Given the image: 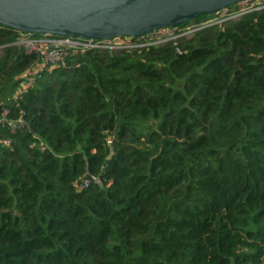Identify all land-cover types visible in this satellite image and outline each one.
I'll list each match as a JSON object with an SVG mask.
<instances>
[{
  "label": "trees",
  "instance_id": "16d2710c",
  "mask_svg": "<svg viewBox=\"0 0 264 264\" xmlns=\"http://www.w3.org/2000/svg\"><path fill=\"white\" fill-rule=\"evenodd\" d=\"M16 34L0 25V108L24 120L0 130V264H264V9L69 53L14 96L34 59Z\"/></svg>",
  "mask_w": 264,
  "mask_h": 264
},
{
  "label": "water",
  "instance_id": "95a60500",
  "mask_svg": "<svg viewBox=\"0 0 264 264\" xmlns=\"http://www.w3.org/2000/svg\"><path fill=\"white\" fill-rule=\"evenodd\" d=\"M237 1L0 0V25L33 34L90 40L138 36L212 14ZM28 130L32 133L29 126Z\"/></svg>",
  "mask_w": 264,
  "mask_h": 264
},
{
  "label": "built area",
  "instance_id": "2783aa9c",
  "mask_svg": "<svg viewBox=\"0 0 264 264\" xmlns=\"http://www.w3.org/2000/svg\"><path fill=\"white\" fill-rule=\"evenodd\" d=\"M262 9H264V0H238L235 4L220 9L198 21L192 20L177 26L160 27L138 36L117 35L98 40L50 34L33 35V33L17 31L15 38L9 45L19 47L27 55H33L35 61L21 73L23 79L14 92V96L24 90L28 84V79L41 69L62 65L69 53L80 52L85 49L115 51L160 45L177 37L191 36L195 31L207 26L218 25L248 12ZM25 78L26 81H24ZM23 124L24 120L20 114L10 116L6 108H0V130L4 129L13 133L20 129ZM106 141L109 142V138H106ZM0 143L8 145V138H0ZM87 182L86 178H80L75 181L74 187L81 189L87 185Z\"/></svg>",
  "mask_w": 264,
  "mask_h": 264
},
{
  "label": "rangeland",
  "instance_id": "374dc122",
  "mask_svg": "<svg viewBox=\"0 0 264 264\" xmlns=\"http://www.w3.org/2000/svg\"><path fill=\"white\" fill-rule=\"evenodd\" d=\"M35 60L33 59V61L25 68V69H27L33 62H34ZM22 72H24V70L22 71ZM21 72V73H22ZM24 81H26V78L24 79ZM19 86V85H18ZM18 88V87H17ZM5 108V107H4Z\"/></svg>",
  "mask_w": 264,
  "mask_h": 264
}]
</instances>
